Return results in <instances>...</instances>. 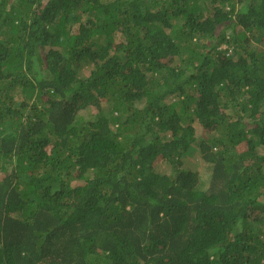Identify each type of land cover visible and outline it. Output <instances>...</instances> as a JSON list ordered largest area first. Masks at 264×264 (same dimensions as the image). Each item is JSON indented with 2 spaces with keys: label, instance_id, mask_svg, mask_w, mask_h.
<instances>
[{
  "label": "trees",
  "instance_id": "trees-1",
  "mask_svg": "<svg viewBox=\"0 0 264 264\" xmlns=\"http://www.w3.org/2000/svg\"><path fill=\"white\" fill-rule=\"evenodd\" d=\"M0 264H264V0H0Z\"/></svg>",
  "mask_w": 264,
  "mask_h": 264
},
{
  "label": "rangeland",
  "instance_id": "rangeland-1",
  "mask_svg": "<svg viewBox=\"0 0 264 264\" xmlns=\"http://www.w3.org/2000/svg\"><path fill=\"white\" fill-rule=\"evenodd\" d=\"M40 6L36 7V9H39ZM224 48V47H223ZM195 132H196V138L198 142L204 138L207 137L210 132L209 130H205L203 126L200 124L195 123L194 124ZM198 142L193 145V148L191 150H188L186 156L182 158V165L181 168L184 172H194L199 170L200 164H199V151H198ZM168 167L163 163H158L156 166V171L160 173L166 172Z\"/></svg>",
  "mask_w": 264,
  "mask_h": 264
}]
</instances>
